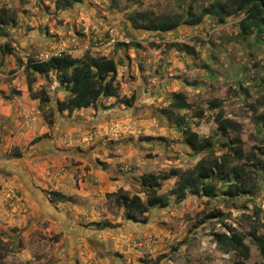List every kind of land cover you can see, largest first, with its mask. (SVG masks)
<instances>
[{"label": "rangeland", "instance_id": "374dc122", "mask_svg": "<svg viewBox=\"0 0 264 264\" xmlns=\"http://www.w3.org/2000/svg\"><path fill=\"white\" fill-rule=\"evenodd\" d=\"M69 1L0 0L15 18L0 30V264H235L241 255L214 237L231 227L247 233L244 264H264L248 234L264 235V35L240 33L243 11L185 22L220 0ZM176 19L168 31L144 27ZM58 52L113 58L119 94L134 103L102 96L95 109L59 111L68 90L56 73L32 71L30 81L24 69ZM42 87L46 105L33 95ZM176 92L190 106L173 107ZM218 111L241 126L244 157L235 162H247L250 191L231 198L213 180L215 195L179 199L173 175L157 189L168 204L145 222L128 220L116 192L145 199L141 175L187 170L228 149ZM184 124L213 147L191 148Z\"/></svg>", "mask_w": 264, "mask_h": 264}, {"label": "trees", "instance_id": "16d2710c", "mask_svg": "<svg viewBox=\"0 0 264 264\" xmlns=\"http://www.w3.org/2000/svg\"><path fill=\"white\" fill-rule=\"evenodd\" d=\"M68 2L71 1L68 0ZM238 11L244 12L243 18L239 21L241 34L258 30L259 33L264 35V0H220L211 8H203L197 18H194L191 11H188L186 15L191 19L188 20V16H186L187 20L185 22L197 23L207 14L217 17L222 22L227 16ZM14 20L15 18L8 8L0 7V30ZM180 21H183V19H176L173 22L148 20L144 27L150 30L168 31L175 28ZM1 50L4 52L2 47ZM24 69L30 81H32V71H40L44 75L49 72L56 73L58 82L68 90V94L64 98L57 100V109L66 111L68 115L81 108H97V100L102 96L114 97L125 106H131L135 100L134 95L120 96L118 87L114 83L117 73V61L104 55L92 56L86 52L81 57H74L70 53L60 52L59 54H52L42 61L30 60ZM33 95L39 99L41 105H46L50 100L44 87ZM219 104L220 102L217 99H213L208 103L211 108H216ZM188 105L190 106V102L182 92L173 94V107L184 108ZM195 115L202 116V108L196 111ZM214 121L216 122V129L223 136L227 135L230 142L227 146L228 149L217 156L200 158L193 167L187 170L174 168L167 172L141 175L142 184L146 187L145 199H141L137 194L129 195L124 192H116L114 194L115 199L119 205L124 206V215L128 220L145 222L147 219L146 213L149 210L158 206H166L168 197L158 194L157 189L165 179L173 175H176L177 179L171 192L175 193L179 199L184 198L187 192L206 196L215 195L217 187L212 183L213 180L222 181L224 183V193L231 198L250 191L247 162H235L244 157L243 142L240 138V124L230 118L223 117L221 111L215 114ZM46 122L49 126L53 124L51 112L46 114ZM181 133L185 141L195 151H206L214 145V141L210 136L201 137L187 124H184L181 128ZM228 133L231 135H228ZM16 155L19 156L20 154L17 153ZM249 158L253 162L261 163V159L254 152L249 155ZM50 194L51 199L54 196L58 198V195H60L57 191H52ZM216 213L217 215H224L220 210H217ZM209 215H213V213L207 216ZM228 229V233H216L214 237L218 243L225 246V250L234 249L241 255L242 259L237 260L235 264H244V259L248 257V250L244 244L247 233L232 227ZM248 234L253 236L260 253L264 255V235L259 234L254 228ZM159 259L160 257H157L155 261Z\"/></svg>", "mask_w": 264, "mask_h": 264}, {"label": "flooded vegetation", "instance_id": "af4514ba", "mask_svg": "<svg viewBox=\"0 0 264 264\" xmlns=\"http://www.w3.org/2000/svg\"><path fill=\"white\" fill-rule=\"evenodd\" d=\"M1 171L3 170L1 167H0ZM7 172H11V171H7Z\"/></svg>", "mask_w": 264, "mask_h": 264}, {"label": "built area", "instance_id": "2783aa9c", "mask_svg": "<svg viewBox=\"0 0 264 264\" xmlns=\"http://www.w3.org/2000/svg\"><path fill=\"white\" fill-rule=\"evenodd\" d=\"M60 52L56 53V54H59Z\"/></svg>", "mask_w": 264, "mask_h": 264}]
</instances>
